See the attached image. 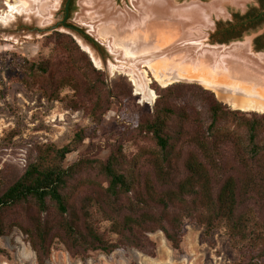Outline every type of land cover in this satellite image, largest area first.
<instances>
[{
	"label": "trees",
	"instance_id": "1",
	"mask_svg": "<svg viewBox=\"0 0 264 264\" xmlns=\"http://www.w3.org/2000/svg\"><path fill=\"white\" fill-rule=\"evenodd\" d=\"M257 2L259 10L218 25L219 43L238 41L264 23L263 18L239 27L264 10V0ZM47 40L54 44L52 55L22 60L24 77L18 82L48 102L83 112L96 128L80 129L62 148L36 146L23 172L13 167L0 172V239L19 230L38 264H49L57 243L74 258L109 256L122 247L155 257L149 235L162 233L180 251L190 221L207 237L226 230L245 254L239 264H264V114L232 110L199 85L155 84L153 113L130 133L135 146L142 145L135 155L120 142L106 160L81 156L70 163L69 156L133 90L125 80L110 89L106 73L73 37L54 33ZM255 46L264 50V35ZM102 222L110 224L108 234Z\"/></svg>",
	"mask_w": 264,
	"mask_h": 264
},
{
	"label": "water",
	"instance_id": "2",
	"mask_svg": "<svg viewBox=\"0 0 264 264\" xmlns=\"http://www.w3.org/2000/svg\"><path fill=\"white\" fill-rule=\"evenodd\" d=\"M71 2L10 0L1 30L11 39L68 33L109 86L113 71L125 74L148 100L158 96L155 84H191L238 110L264 113V50L255 46L264 23L228 44L216 36L219 24L259 10L257 0H73L70 12ZM263 18L264 10L239 27Z\"/></svg>",
	"mask_w": 264,
	"mask_h": 264
},
{
	"label": "rangeland",
	"instance_id": "3",
	"mask_svg": "<svg viewBox=\"0 0 264 264\" xmlns=\"http://www.w3.org/2000/svg\"><path fill=\"white\" fill-rule=\"evenodd\" d=\"M9 1L0 0V23ZM1 29L0 172L6 167L23 172L35 159L36 146L54 144L62 148L73 141L80 129L89 128L93 132L96 127L83 112H71L59 102H48L40 93L29 92L18 82L24 77L20 67L22 60L38 62L52 55L54 44L47 40L49 36L54 33L71 35L53 31L26 39H11ZM121 80L132 87L133 97L118 100L106 115L103 126L69 156L68 162L74 163L81 156L106 160L112 147L120 142L125 143V152L130 155H135L142 147L135 146L130 133L142 117L153 113L158 96L153 100L144 98L130 77L116 71H113L109 88ZM101 228L108 234L110 224L102 222ZM149 238L155 244V257L122 247L109 256L95 253L88 259H81L71 257L66 248L57 243L49 264H239L245 260L241 244L235 242L226 230L218 229L207 237L204 228L190 221L185 223V238L180 251H173L160 232L149 235ZM0 264H38L27 238L19 230L0 239Z\"/></svg>",
	"mask_w": 264,
	"mask_h": 264
},
{
	"label": "bare ground",
	"instance_id": "4",
	"mask_svg": "<svg viewBox=\"0 0 264 264\" xmlns=\"http://www.w3.org/2000/svg\"><path fill=\"white\" fill-rule=\"evenodd\" d=\"M131 79V78H130ZM132 80V79H131ZM132 82H133V80H132ZM206 89V88H205ZM207 90H209V89H207ZM217 97V96H216ZM218 98V97H217ZM219 99V98H218ZM153 100V99H152ZM220 100V99H219ZM221 101V100H220ZM223 102V101H222ZM228 106H230V105H228ZM230 107H232V106H230ZM233 109H235V110H238V109H236V108H234V107H232ZM239 111H243V110H239ZM243 112H250V111H243ZM257 113H259V112H257ZM261 114H264V113H261Z\"/></svg>",
	"mask_w": 264,
	"mask_h": 264
},
{
	"label": "flooded vegetation",
	"instance_id": "5",
	"mask_svg": "<svg viewBox=\"0 0 264 264\" xmlns=\"http://www.w3.org/2000/svg\"><path fill=\"white\" fill-rule=\"evenodd\" d=\"M67 1V0H66ZM72 6H73V0H72V2H71V5H70V7H69V9H70V12L72 11L71 9H72ZM64 11H65V5H64ZM66 12V11H65ZM69 20V19H68ZM68 20H67V22H68ZM66 25L69 27V25L66 23ZM71 28V27H70Z\"/></svg>",
	"mask_w": 264,
	"mask_h": 264
}]
</instances>
